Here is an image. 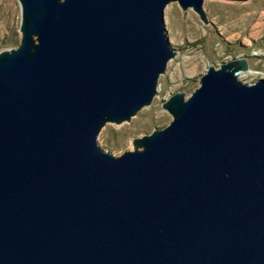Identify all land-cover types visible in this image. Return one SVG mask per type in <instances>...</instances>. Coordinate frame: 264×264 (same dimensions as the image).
Segmentation results:
<instances>
[{"label": "water", "instance_id": "1", "mask_svg": "<svg viewBox=\"0 0 264 264\" xmlns=\"http://www.w3.org/2000/svg\"><path fill=\"white\" fill-rule=\"evenodd\" d=\"M0 50V264H264V78L233 57L162 99L114 156L107 122L152 101L169 1L16 0ZM243 1V0H238Z\"/></svg>", "mask_w": 264, "mask_h": 264}, {"label": "rangeland", "instance_id": "2", "mask_svg": "<svg viewBox=\"0 0 264 264\" xmlns=\"http://www.w3.org/2000/svg\"><path fill=\"white\" fill-rule=\"evenodd\" d=\"M19 4L0 0V50L18 44ZM206 21L197 12L176 2L164 6L163 21L174 55L157 79L152 101L130 120L107 122L96 134L97 143L114 156L133 148L132 138L160 128L172 118L161 106L162 99L182 91L184 97L198 86L208 66L218 67L233 57L244 58L254 74L240 79L251 83L264 78V0H202ZM247 68V69H248Z\"/></svg>", "mask_w": 264, "mask_h": 264}, {"label": "bare ground", "instance_id": "3", "mask_svg": "<svg viewBox=\"0 0 264 264\" xmlns=\"http://www.w3.org/2000/svg\"><path fill=\"white\" fill-rule=\"evenodd\" d=\"M249 66H247L246 68H242L239 71H237L236 73V77H238V79H240V77L246 75V74H254L257 72L252 71L251 69L248 68ZM248 68V69H247ZM264 75V74H263ZM241 80V79H240Z\"/></svg>", "mask_w": 264, "mask_h": 264}]
</instances>
